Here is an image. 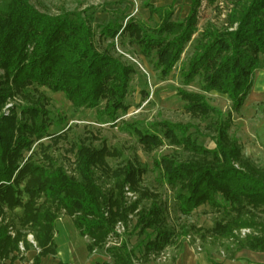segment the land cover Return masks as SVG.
I'll return each mask as SVG.
<instances>
[{
	"label": "trees",
	"instance_id": "1",
	"mask_svg": "<svg viewBox=\"0 0 264 264\" xmlns=\"http://www.w3.org/2000/svg\"><path fill=\"white\" fill-rule=\"evenodd\" d=\"M202 1L190 0L182 21L172 20V5L155 7L147 2L149 18L159 20L153 27L116 16L95 33L91 22L79 14L50 15L29 0H0V262L15 259L12 255L19 242L28 248L23 231L9 219L3 223L7 213L17 208L22 209L21 227L32 232L39 249L33 264L56 256L54 230L60 212L71 218L80 237L90 240L88 253L102 248L112 235L119 239L116 225L120 223L127 231L130 215L135 217L132 230L145 236L144 262L169 246L173 238L178 241L185 236H192V243L198 239L218 245L227 260L244 249L264 253V167L244 157L241 143L229 134L232 113L242 107L259 55L264 54V0H228L224 27L198 32ZM214 1L206 0L208 4ZM96 38L102 49L95 45ZM115 39L137 47L161 78L171 73L190 45L191 55L180 74L184 85L199 79L202 93L180 90L178 95L191 117L211 118L206 129L214 147L205 148L192 139L188 124L161 121L134 133L146 153L167 143L187 154L184 160L176 153L162 156L153 161V168L173 192L180 215L188 216L200 206L218 213L210 229L183 227L175 233L167 223L166 203L157 193L140 187L147 167L134 158L109 168L106 159L121 153H111L105 145L82 142L72 146L71 173L49 155L44 162L32 154L23 157L35 141L46 137L52 125L48 100L40 88L62 93L74 110L96 109L104 103L99 114L110 121L116 120L118 111H127L125 99L134 70L116 55ZM211 91L226 96L229 112L223 114L207 103L204 94ZM15 97L23 105H13L4 116L2 109ZM242 229L249 233L240 236ZM176 248L180 254L181 241ZM108 252L113 264H133L134 253L124 243ZM207 257L210 264H218L209 252Z\"/></svg>",
	"mask_w": 264,
	"mask_h": 264
},
{
	"label": "rangeland",
	"instance_id": "2",
	"mask_svg": "<svg viewBox=\"0 0 264 264\" xmlns=\"http://www.w3.org/2000/svg\"><path fill=\"white\" fill-rule=\"evenodd\" d=\"M29 2L40 12L50 15H58L63 12L79 14L82 18H86L91 22L95 33H98L100 28L107 22L113 21L116 16L124 17V21L133 18L153 27L159 23V20L156 16L149 18V12L145 8L147 2L155 7L172 5L174 11L173 21H182L186 17L190 6V0H29ZM228 7V0H215L212 4H208L206 0H203L197 14V31L201 32L206 27L211 26L215 28L224 27ZM196 35L193 37H196ZM94 42L97 48L102 49V47L100 48L99 39L96 38ZM102 45H105V43ZM115 51L116 55L134 70L129 92L125 99L128 106L127 111H118L116 120L110 121L99 114L104 103H101L99 108L96 109L74 110L62 93H53L48 89L40 88L38 91L48 100L46 109L50 114L52 125L48 128L46 137L40 141H35L30 151L24 152L23 157H29L32 154L35 160L44 162V156L49 155L56 165L64 167L68 173H71L73 157L70 151L72 146L82 142L86 145L91 144L94 147L105 145L111 153L114 150L121 153V156H112L106 159L109 168L114 169L127 161H132L134 158L147 167L148 171L142 176L140 187L157 193L162 201L166 203L169 214L167 223L175 233L183 227L210 229L214 220L218 218V213L207 206H200L188 216L180 215L175 208L173 192L164 184L159 171L153 168V161L162 156H171L176 153L177 158L184 160L187 154L178 151L167 143L151 153H146L142 150V146L138 143V137L134 133L135 129L145 131L150 125L161 121L182 125L188 124L191 126L189 134L192 139L205 148L212 149L214 147L209 131L206 129L212 121L211 118L202 121L191 117L185 112V102L178 95L180 90L202 93L199 79L189 85H184L181 78L180 70L191 55L190 45L185 48L180 61L165 78H161L159 73L153 70L148 61L140 55L138 48L129 44L127 40L120 43L115 39ZM259 70H261V73H259ZM256 77L260 80L264 78V54L259 55V66L254 74V79ZM256 89H259V87ZM250 94L251 90L239 112L232 113V127L229 134L234 138L239 137L238 135L241 132V130H238L240 126L238 129H233L238 122L236 120L238 115L241 114L239 117L246 119L252 112H264V97L254 99ZM204 96L211 107L223 114L231 110V104L225 95L211 91L205 93ZM13 105H23V102L17 97L8 101L2 109L4 116L9 115ZM41 146L47 147V149L42 150ZM249 160L264 167L261 163H257L252 159ZM126 196L130 200H134L132 193H127ZM7 215L3 223L6 224L9 219L13 227L22 230L28 248L22 241L23 249L21 252L17 250L12 255L15 259L2 261L0 264H33L39 249L32 232L29 229H23L19 223L22 209L17 208L12 213L8 212ZM128 219L127 231H124L120 223L116 225L115 231L120 236L119 239L112 235L106 239L102 248L94 249L91 253H88L86 246L90 243V240L86 237H80L73 224L72 226L69 224V221L72 223L71 218L60 212L54 230V242L57 247L56 256L43 258L40 264H58V262L68 264H113L108 251L111 248L120 247L123 243L128 251L134 253L133 264H176V260L181 256L177 253L176 244L178 241L183 244L181 253L185 249L189 250L193 256L204 254L207 257L209 252L214 262L218 261V256L225 257L224 251L218 245H212L208 242L203 243L198 239L192 243L194 238L185 236L179 237L178 241L173 238L174 241L169 246L165 247L160 253L150 255L148 260L144 262L142 250L145 236L138 235L136 231L132 230L135 225V217L130 215ZM9 233L11 237L15 234L12 229ZM173 258H175L174 261Z\"/></svg>",
	"mask_w": 264,
	"mask_h": 264
},
{
	"label": "crops",
	"instance_id": "3",
	"mask_svg": "<svg viewBox=\"0 0 264 264\" xmlns=\"http://www.w3.org/2000/svg\"><path fill=\"white\" fill-rule=\"evenodd\" d=\"M259 71L261 73V70ZM257 87L259 89H256ZM250 96L254 99L261 96L264 97V78L262 80L257 77L254 79ZM239 116L241 114L238 115L236 119L238 122L233 129H238L240 126L238 130H241V132L236 139L242 144V154L264 165V112H252L246 119ZM69 224L72 226L71 221H69ZM180 255L176 260V264H210L208 257L204 254L193 256L189 250L184 249ZM215 262L218 264H264V253L244 249L239 251L233 260H227L224 257L218 256V261Z\"/></svg>",
	"mask_w": 264,
	"mask_h": 264
},
{
	"label": "built area",
	"instance_id": "4",
	"mask_svg": "<svg viewBox=\"0 0 264 264\" xmlns=\"http://www.w3.org/2000/svg\"><path fill=\"white\" fill-rule=\"evenodd\" d=\"M240 236H244V235H246V234H248L249 233V230H247V229H242V230H240ZM32 238V237H31ZM30 242H32V241H30ZM33 243V242H32ZM32 243H30L31 245H32ZM35 244V243H34ZM33 246V245H32ZM23 248H22V244H21V242L18 244V251H20L21 252V250H22ZM16 254H18V253H16Z\"/></svg>",
	"mask_w": 264,
	"mask_h": 264
}]
</instances>
